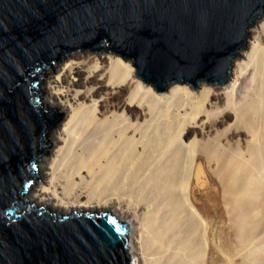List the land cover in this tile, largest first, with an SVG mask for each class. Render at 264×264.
Listing matches in <instances>:
<instances>
[{
    "label": "water",
    "instance_id": "1",
    "mask_svg": "<svg viewBox=\"0 0 264 264\" xmlns=\"http://www.w3.org/2000/svg\"><path fill=\"white\" fill-rule=\"evenodd\" d=\"M262 17L264 0H0V264H130L127 221L26 198L64 115L41 104L45 67L92 49L126 58L157 92L223 86Z\"/></svg>",
    "mask_w": 264,
    "mask_h": 264
},
{
    "label": "bare ground",
    "instance_id": "2",
    "mask_svg": "<svg viewBox=\"0 0 264 264\" xmlns=\"http://www.w3.org/2000/svg\"><path fill=\"white\" fill-rule=\"evenodd\" d=\"M255 28L259 29L251 31L248 28L249 37L252 39L251 51L247 55L248 63L237 66L234 75L231 72L232 77L230 75L228 83L220 86L223 87L221 90L211 91V89L203 88V85L214 87H219V85H208L202 82L199 86L200 91L199 88L198 91L193 90L197 93L181 86L183 84H179L180 86L172 84L166 91L157 92L136 74L133 75L135 67L131 66L132 63L129 60L118 54L110 53L114 55L105 58L109 66L108 83L116 88L124 83L135 84L129 96V104H124V110L137 103L141 108L148 107L156 118L153 125H148V127L151 126L150 131L142 130L136 133L138 130L136 129L132 139L127 141L124 138L121 141L115 140L116 134H118L117 120L120 119L117 116L118 111L106 120L100 119L95 114L97 111L94 102L95 92L86 91L85 94H81L82 92L79 91L81 87L84 89L85 86L106 89L100 84L101 80L97 75L102 70L100 68L101 59L94 58L77 63L76 59L80 54L78 52L70 54L63 65L64 67L58 68L55 76L50 75L49 72L44 76L47 87L41 89L44 92L41 104L62 112H66L70 106L72 113L68 115L62 128L52 130L51 141L56 151L52 152L53 155L49 159L46 157L48 154L40 158L44 163L43 171L40 170L42 185L38 190H32L27 195L31 199L30 201L36 206H51L56 212L66 215L73 211H106L105 209L109 205L120 201L119 197L103 198L104 193H108L110 189L107 191L95 188L92 194L85 192L87 190L85 180L87 179L82 173L85 170L88 173L95 171V174L99 176L98 181H101V177H106L104 183H109L113 189L114 180H118V171H123L122 165L126 164L127 172L130 169L135 174L139 172L137 182L141 185L139 195L143 191L144 197H146V200H140L132 195L127 196L130 202L135 203V213H138L141 206L145 208V212L141 215L139 231L134 238H130V221L125 220L128 223V232L130 231V236L127 237L130 264H234L229 242L220 237L222 236L221 228L229 231L238 218V221L243 223L238 227L240 235H243L252 223L250 210L263 207L260 202V192L257 191L259 184L250 177L255 166L251 162L245 164L250 175L247 177V182L241 183L242 178H239L236 170L238 165L233 164L235 162L232 160L227 162L221 179L231 183L229 189L232 191L227 189L228 195L226 194L227 196L222 200V222L218 226L211 216V208L217 206L218 202L213 197L205 198L207 203L202 207L199 199L201 193L198 188L199 184L194 179L195 160L199 146L197 143L183 142L182 136L188 123L192 122L197 125V119L204 112L207 100L215 94L223 96L226 102L223 108L218 106L217 102L211 104L214 113L209 116L214 119L230 112L234 113L236 123H241L246 120L248 112L264 114V96L262 95L264 92V46L262 44L264 23ZM249 66L255 67L253 78L258 79L261 86L257 101L244 104L240 101L237 102L235 98L240 91L238 80L243 77ZM85 68H88L87 71ZM82 80L83 84H81ZM63 85L69 89L67 92H64ZM59 100H66V106H62L63 103L56 104V101ZM162 110L166 113L172 110L166 120L156 117ZM171 115L174 117L173 119L170 118ZM123 119L124 121L128 120L125 113H123ZM205 120L210 121V118ZM99 123L103 125V128L99 129ZM125 127L129 130L134 128L129 120ZM137 135L140 136L138 146H141L142 153L145 152L143 149L149 146L158 154V160L165 162L153 164L154 160L151 158L148 164L140 162L136 169L133 157L124 159L126 153H130L133 149V143L137 142ZM119 136L122 134L119 133ZM148 139L150 142L147 146L146 140ZM122 141H125L127 148L122 149L121 145L117 146ZM204 148L208 149L207 146ZM219 148L224 149L218 137L215 141V149ZM119 150L122 151L121 154H119ZM256 150L260 155L263 154L261 149ZM122 155H124L123 160L114 162V156ZM238 157L241 158L242 154L236 153L234 160L237 161ZM143 160L141 159V161ZM261 160L264 162V157ZM158 163H160V169ZM208 163L219 168L217 154H214L213 157L209 155ZM117 165L118 167H116ZM152 165L157 166L155 172L163 177L157 178L148 172H143L146 167L151 168ZM260 165L264 166V163ZM144 180L146 181L144 182ZM240 183L242 184L241 188L235 192ZM87 193L88 196L84 197L83 194ZM110 196H117V194L112 191ZM94 197L96 198L92 202ZM135 213L133 212V214ZM120 215L117 217L124 220L122 214ZM247 220L250 221L249 225L245 224ZM249 258L252 260V254L248 253L243 264ZM250 264L256 263L252 261Z\"/></svg>",
    "mask_w": 264,
    "mask_h": 264
},
{
    "label": "rangeland",
    "instance_id": "3",
    "mask_svg": "<svg viewBox=\"0 0 264 264\" xmlns=\"http://www.w3.org/2000/svg\"><path fill=\"white\" fill-rule=\"evenodd\" d=\"M263 23H264V17L261 18V20L260 19H258V21L256 20L254 26L249 27V30L251 31L258 30L259 28L256 29L255 27L259 25L262 26ZM262 44L264 46V40ZM251 45H252V39L251 37H249V33H248L246 48L240 50V55L243 58L238 56L233 61V66L231 71L233 75L235 68L237 69V66L248 63L247 55L250 54ZM74 52H78L80 54L79 58L76 59L77 63H83L88 60H92L94 58L101 59L102 64L100 65V68L102 70L97 75H99L98 78H100L101 80L100 84L102 86H105L106 89H104L103 87L102 89H99V87L87 88V86H85L84 89L83 87H81L79 91L82 92L81 94H85L86 91L95 92L94 102L96 103L97 106V111L95 112V114L98 115L100 119L106 120L112 117L114 112L118 111L117 116L120 119L117 120L118 126L116 127V130H118V134H116L115 140L121 141V139L124 138L125 141H127L128 139H132L131 137L134 135L136 129H138L136 133L142 130L150 131L151 126L148 127V125H153L154 122L156 121V118L154 116L155 114L152 115L153 113L149 111L148 107L141 108L137 103H134L130 107L124 110V106H125L124 104L125 103L129 104L128 103L129 96L133 91L135 84L131 82L124 83L121 84L122 86L116 88L108 83L109 66L105 58H109L114 54H110V52L92 50V49H74L68 52L62 60L53 62L52 64L54 68L53 71L49 67H46L44 69L45 74L49 72L50 75L55 76L56 72L58 71L57 69L60 67L61 68L64 67L63 65L67 61L69 55L73 54ZM131 66L134 68L132 64ZM87 69L88 68H85V71H87ZM255 70L256 69L254 66H249L245 70L243 77L239 78L238 88L240 89V91L235 98L237 102L240 101L244 104L245 103L249 104L253 102L255 103L257 101L261 83L258 79H255V77L253 78ZM134 74H135V68L133 75ZM45 79L46 77H44V79L42 80L40 84V89H42L43 87H47ZM82 79H84V77H82ZM81 84H83V80L81 81ZM181 86L186 87L190 91L194 92L193 89L187 84H183ZM63 87H64V92H67L69 90L68 88H66L65 85H63ZM202 87L211 89V91L221 90L223 88L220 86L214 87L207 85H203ZM198 90L200 91L201 88H199ZM197 91L194 93H197ZM262 95L264 96V92L262 93ZM43 96H44V92L41 94V102H43L42 100ZM207 101L208 103L205 104V107L203 109L204 112H202L200 117L197 119V125L193 124L192 122L188 123L185 126V131L183 132V136H182L183 142H186L187 144H189L190 142L192 144L197 143V145L199 146L197 148L198 154H197V159L195 160V168H194V179L199 184L198 188L200 189L201 192L199 194V199L201 201L202 207L205 206L207 203L205 201V198L208 199L209 197H213L218 202L217 206L211 208L212 210L211 216L217 222V225L220 226L222 222L221 213H223L222 200L224 199V197L228 195L226 191L227 189H229V186L231 184L227 181L224 182V180L221 179L222 172L226 168L227 162L232 160L235 162L233 164L238 165L236 167V170L238 172L237 175L239 176V178H242L241 183H243L244 181L247 182V177L250 175V173L249 170H247V168L245 167V164L251 162V164L255 166L254 168L255 170L252 171L250 177H252V180H255V182L259 184V189L257 191L260 192V202L263 205V207L253 208L250 210L252 223L250 227L246 230V232L248 233L245 232V234L240 235V231L238 227L241 226L243 223L239 222L238 218H236L229 231H226L220 227L222 230L221 231L222 236L220 237L221 239H225L226 241L229 242L232 249L234 264H243L244 258L248 253L252 254V260L250 258L247 259L245 261V264L248 263L250 264L252 263V261L256 264H264V166L260 165L264 163L261 160V158L264 157V114H259V113L255 114L252 112H248V115H246L247 116L246 120L241 123H236V118L234 116V113L231 114L230 112L222 116H217L216 119H214L210 117L211 114L214 113V110L211 109L212 107L211 104L217 102V105L223 108L225 106L226 99H224L223 96H219V95L217 96V94H215L212 95ZM60 103H63L62 106H66V100L56 101V104H60ZM85 103L87 104L86 101ZM73 104L77 105L78 103H73ZM63 113H64L63 118L60 119L50 130L49 153L46 156L48 159L51 158L53 153L56 151V149L52 146L53 142L51 141L52 130L62 128L63 123H65L66 120L68 119V115L72 113V108L69 106L66 112ZM123 113L126 114V118L130 121V123L134 126V128L129 130L125 127L126 124L128 125V120L124 121ZM171 113L172 110L169 113H166V111L162 110L158 112V115H156V117L166 120V117H168L169 114ZM170 118L173 119L174 117L171 115ZM206 118H210V121H206L205 120ZM100 128H103V125L101 123H99V129ZM114 132L115 130L113 131V133ZM119 133L122 134V136H119ZM218 137L224 149H221L222 147L217 150L215 149V141L216 138ZM136 139L137 142L133 143V149L131 150L130 153L127 152L124 158L127 159L126 157H130V156L133 157L134 158L133 161L136 169L140 162L148 164V161L151 158L154 160L153 164L157 162H161V163L165 162L163 160L159 161L158 154H156L154 150L147 145L150 142V139L146 140L147 141L146 145L148 147H145L143 149L145 151L144 153H142L140 150L141 146L140 147L138 146L140 136L138 137L137 135ZM125 141L118 143L117 146L121 145L122 149L127 148L126 144L124 143ZM204 146H207L208 149H205ZM256 149H261V152H263V154L260 155ZM121 153L122 151L119 150V154ZM236 153L242 154V157L241 158L238 157L237 161L234 160V155ZM214 154H217V157H219V168H216L214 164L210 165L208 163L209 155L213 157ZM123 156L124 155L119 157L114 156V162L117 161L120 162L121 160H123ZM141 159L144 160L141 161ZM159 164L160 163H158V168L160 169ZM43 165L44 163L41 161V159L36 164V169L39 175V179L40 177H42V175H40V170L43 171L42 169ZM116 167H118V165ZM122 168L123 171H118L119 173V175H117L118 180L117 181L114 180L113 189H111L109 183H104V178L106 177L103 178L101 177V181H98L99 176L95 174V171L94 173H92L91 171L88 173V171L85 170V172L82 173V175L84 174V176L87 179L85 180V183L87 185V190L85 192H89L90 194H92L95 188H98V190H107V191L110 189L108 193L107 192L104 193L103 198L109 199V198L119 197L120 199L119 202L115 203L114 201L115 204L109 205V207L105 209L106 211L90 212L88 210H85L84 212L88 214H92V213L100 214L102 212H111L115 216H121L120 214H122L123 218H125L124 220L130 221L131 224V236L129 231L128 237L130 236V238H134L139 231L140 228L139 223H140L141 215L145 212V208L141 206L138 213H135V208H136L135 203L130 202L127 196L132 195L140 200L143 199L146 200V197H144L143 191L139 195V188L141 187V185L137 183L139 180V172L135 174L134 171H132L131 169L127 172L128 166H126V164L122 165ZM156 168L157 166L155 165H152L151 168L148 166L143 172H148L151 174V176H156L157 178L163 177V175L157 174L155 172L157 171ZM101 176L103 175L101 174ZM41 180L42 178L39 180V183L37 182L29 187L26 194V198L28 201H30L31 199L27 197V195L30 194L32 190L33 191L38 190L41 187L42 185ZM43 180L45 181V179ZM145 181L146 180H144V182ZM136 183L137 185H135ZM241 183L235 189V192L239 191V189L242 186ZM229 190L232 191L231 189ZM112 191L116 192L117 196H110ZM83 196L87 197L88 193L83 194ZM95 198L96 197L93 198L92 202H94ZM33 204L34 206H36L35 203ZM46 207L57 214L66 215L61 212H56L55 209L52 208L51 206H46ZM73 212L79 214L82 213L83 211L82 212L73 211ZM133 212L135 214H133ZM245 224L249 225L250 221L247 220ZM138 257L141 258V256Z\"/></svg>",
    "mask_w": 264,
    "mask_h": 264
}]
</instances>
